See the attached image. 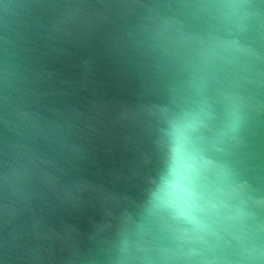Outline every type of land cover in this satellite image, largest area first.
<instances>
[{
  "label": "water",
  "instance_id": "water-1",
  "mask_svg": "<svg viewBox=\"0 0 264 264\" xmlns=\"http://www.w3.org/2000/svg\"><path fill=\"white\" fill-rule=\"evenodd\" d=\"M0 264H264V0H0Z\"/></svg>",
  "mask_w": 264,
  "mask_h": 264
}]
</instances>
